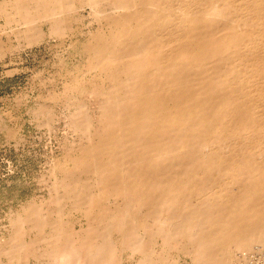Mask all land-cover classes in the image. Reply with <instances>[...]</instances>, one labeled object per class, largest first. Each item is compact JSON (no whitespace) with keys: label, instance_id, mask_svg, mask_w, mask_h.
<instances>
[{"label":"bare ground","instance_id":"obj_1","mask_svg":"<svg viewBox=\"0 0 264 264\" xmlns=\"http://www.w3.org/2000/svg\"><path fill=\"white\" fill-rule=\"evenodd\" d=\"M0 19V58L85 57L40 81L65 135L0 264H264V0H0Z\"/></svg>","mask_w":264,"mask_h":264},{"label":"rangeland","instance_id":"obj_2","mask_svg":"<svg viewBox=\"0 0 264 264\" xmlns=\"http://www.w3.org/2000/svg\"><path fill=\"white\" fill-rule=\"evenodd\" d=\"M3 23L0 19V25ZM8 34H2L4 40ZM80 42L72 46L70 40L58 44L53 39L17 48L0 58V238L9 232L12 210L48 196L45 180L51 160L60 156L65 135L59 119L63 109L59 103L49 102L50 112L59 115L51 129L40 123L33 108L39 96L54 86L42 87L40 81L58 79L61 87L59 65L71 68L84 61ZM11 129L17 132L10 133ZM29 264H35L34 260Z\"/></svg>","mask_w":264,"mask_h":264}]
</instances>
